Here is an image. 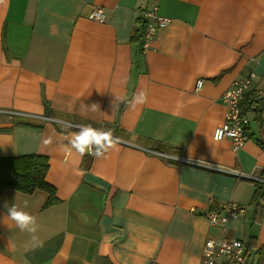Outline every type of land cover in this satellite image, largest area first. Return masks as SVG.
<instances>
[{
	"label": "crops",
	"instance_id": "crops-1",
	"mask_svg": "<svg viewBox=\"0 0 264 264\" xmlns=\"http://www.w3.org/2000/svg\"><path fill=\"white\" fill-rule=\"evenodd\" d=\"M153 7L169 23L143 47ZM249 73L235 152L213 133ZM85 125L119 143L79 154ZM27 155L46 157L56 201L0 192V264H202L207 239L241 240L245 264H264V0H0V165ZM14 204L42 246L6 217ZM233 204L243 214L210 222Z\"/></svg>",
	"mask_w": 264,
	"mask_h": 264
},
{
	"label": "built area",
	"instance_id": "built-area-1",
	"mask_svg": "<svg viewBox=\"0 0 264 264\" xmlns=\"http://www.w3.org/2000/svg\"><path fill=\"white\" fill-rule=\"evenodd\" d=\"M90 17L92 20H96L98 22L104 21V14L100 9L93 10ZM141 18L144 21L143 23L145 25L143 34V47H147L148 43L153 39L156 29L167 25L169 23V20L167 18L159 17L154 7L151 10L143 11L141 14ZM252 76L253 74L249 73L246 78L235 80L230 88L223 94L222 100L226 105L224 121L214 130L213 133V138L214 140H216V131H223L224 135L222 139L228 138L231 141L232 148L235 152L244 145L247 139L246 127L248 125V119L243 113L242 105L244 103L246 91L249 88ZM198 85H201V81L197 82V87H199ZM262 97L263 91H255L252 94L249 105L252 107L256 106L261 101ZM3 112L7 113L10 116L25 115L19 112L12 111ZM233 132L236 133V135L229 134ZM151 152L155 153L153 151ZM222 210V217H218L215 213L210 214L209 218L211 223H215L217 221H225L226 216L236 217L237 215H240L241 213L243 214L244 212L243 208L234 204L228 206L224 205ZM245 259L246 251L241 240L207 239L203 245L202 264H216L218 262H224L225 264H245Z\"/></svg>",
	"mask_w": 264,
	"mask_h": 264
},
{
	"label": "clouds",
	"instance_id": "clouds-1",
	"mask_svg": "<svg viewBox=\"0 0 264 264\" xmlns=\"http://www.w3.org/2000/svg\"><path fill=\"white\" fill-rule=\"evenodd\" d=\"M115 101L124 102L121 97H115ZM146 102L147 94L146 92L141 91L134 94L131 101V107L142 105ZM229 134L236 135L234 132ZM223 135V131L217 130L215 133V139L219 141L222 139ZM49 142L50 140L46 141V143ZM118 143L119 138L114 137L111 130H99L93 128L91 125L80 127L79 131L73 134L70 141L71 147L79 154L84 155L87 153L95 157L103 156L104 153H106L109 149L114 148ZM25 207H27V201H25ZM6 217L15 224L20 232H26L29 234L31 247L35 248L42 246V242L39 240L37 235L38 225L34 216L18 209V207L14 204L8 208Z\"/></svg>",
	"mask_w": 264,
	"mask_h": 264
},
{
	"label": "trees",
	"instance_id": "trees-1",
	"mask_svg": "<svg viewBox=\"0 0 264 264\" xmlns=\"http://www.w3.org/2000/svg\"><path fill=\"white\" fill-rule=\"evenodd\" d=\"M47 159L41 155H27L4 159L0 165V192L5 188L17 189L31 193L37 189L49 194L47 204L56 201L54 189L45 182ZM264 188V183L258 186L257 192Z\"/></svg>",
	"mask_w": 264,
	"mask_h": 264
}]
</instances>
